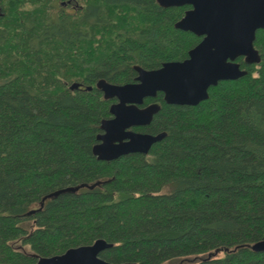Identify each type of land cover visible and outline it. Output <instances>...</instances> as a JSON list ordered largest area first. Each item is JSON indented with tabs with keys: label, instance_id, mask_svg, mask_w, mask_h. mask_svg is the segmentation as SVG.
Wrapping results in <instances>:
<instances>
[{
	"label": "trees",
	"instance_id": "obj_1",
	"mask_svg": "<svg viewBox=\"0 0 264 264\" xmlns=\"http://www.w3.org/2000/svg\"><path fill=\"white\" fill-rule=\"evenodd\" d=\"M0 261L104 238L100 256L139 264H264V28L261 61L198 104L169 103L148 153L93 151L115 98L97 83L188 56L202 36L176 27L189 4L0 0ZM91 86V88H89Z\"/></svg>",
	"mask_w": 264,
	"mask_h": 264
},
{
	"label": "water",
	"instance_id": "obj_2",
	"mask_svg": "<svg viewBox=\"0 0 264 264\" xmlns=\"http://www.w3.org/2000/svg\"><path fill=\"white\" fill-rule=\"evenodd\" d=\"M159 2L164 6L191 4L175 25L203 37L184 59L165 61L157 68L138 65L134 81L115 83L104 78L98 81L105 98H115L110 108L112 116L103 121V131L93 147L100 159L111 160L134 152L148 153L152 145L166 135L165 131L152 133L130 129L150 124L160 109L158 102L142 106L146 97H155L162 91L169 103L195 105L207 99L209 88L220 80L236 79L248 72L237 60L239 56H244L249 63L261 61L255 39L258 29L264 28V0ZM111 245L104 238H98L91 244L73 246L63 253L41 258L35 264H139L101 257V251ZM253 248L264 250V239L255 242ZM0 264L16 263L0 261Z\"/></svg>",
	"mask_w": 264,
	"mask_h": 264
},
{
	"label": "flooded vegetation",
	"instance_id": "obj_3",
	"mask_svg": "<svg viewBox=\"0 0 264 264\" xmlns=\"http://www.w3.org/2000/svg\"><path fill=\"white\" fill-rule=\"evenodd\" d=\"M185 5V4H184ZM171 6H178V5H171ZM192 7V5L191 4H189L188 5V8L187 9H189V8H191ZM186 9V10H187ZM186 12V11H185ZM185 14V13H184ZM203 37V36H202ZM152 102H155V101H152ZM152 102H150V103H152ZM147 104H149V103H145L144 102V104L142 105V106H144V105H147ZM149 125V124H148ZM138 126H146V125H137V126H133V127H130V129H133V130H136V131H146V132H150V131H147V130H144V129H137V127Z\"/></svg>",
	"mask_w": 264,
	"mask_h": 264
}]
</instances>
